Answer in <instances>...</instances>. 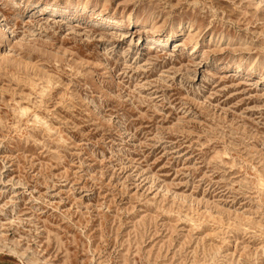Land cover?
Instances as JSON below:
<instances>
[{
    "label": "rangeland",
    "instance_id": "rangeland-1",
    "mask_svg": "<svg viewBox=\"0 0 264 264\" xmlns=\"http://www.w3.org/2000/svg\"><path fill=\"white\" fill-rule=\"evenodd\" d=\"M0 264H264V0H0Z\"/></svg>",
    "mask_w": 264,
    "mask_h": 264
}]
</instances>
